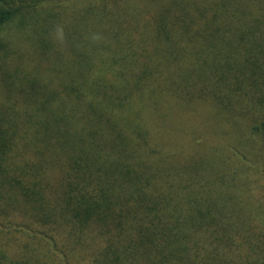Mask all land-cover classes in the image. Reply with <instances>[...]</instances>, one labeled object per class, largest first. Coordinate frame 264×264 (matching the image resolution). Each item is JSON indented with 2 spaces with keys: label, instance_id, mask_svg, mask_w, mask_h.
Here are the masks:
<instances>
[{
  "label": "trees",
  "instance_id": "obj_1",
  "mask_svg": "<svg viewBox=\"0 0 264 264\" xmlns=\"http://www.w3.org/2000/svg\"><path fill=\"white\" fill-rule=\"evenodd\" d=\"M0 264H264V0H0Z\"/></svg>",
  "mask_w": 264,
  "mask_h": 264
},
{
  "label": "rangeland",
  "instance_id": "obj_2",
  "mask_svg": "<svg viewBox=\"0 0 264 264\" xmlns=\"http://www.w3.org/2000/svg\"><path fill=\"white\" fill-rule=\"evenodd\" d=\"M235 183H236V189H237V192L240 198L243 201H246V202L249 201L251 199L250 191L241 184L240 180H236Z\"/></svg>",
  "mask_w": 264,
  "mask_h": 264
},
{
  "label": "clouds",
  "instance_id": "obj_3",
  "mask_svg": "<svg viewBox=\"0 0 264 264\" xmlns=\"http://www.w3.org/2000/svg\"><path fill=\"white\" fill-rule=\"evenodd\" d=\"M55 33L61 40H63L64 32H63V27L62 26L57 25L56 28H55ZM91 39L93 41H99L100 39H102V37L99 34H93L91 36Z\"/></svg>",
  "mask_w": 264,
  "mask_h": 264
}]
</instances>
